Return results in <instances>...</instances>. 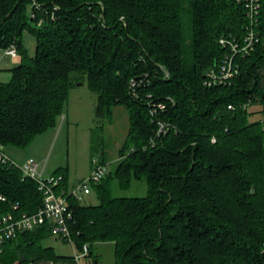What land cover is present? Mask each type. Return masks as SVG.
I'll use <instances>...</instances> for the list:
<instances>
[{
    "label": "trees",
    "instance_id": "1",
    "mask_svg": "<svg viewBox=\"0 0 264 264\" xmlns=\"http://www.w3.org/2000/svg\"><path fill=\"white\" fill-rule=\"evenodd\" d=\"M247 21L238 0H0V49L16 45L21 56L0 82V144L25 148L55 127L85 79L98 117L128 112L118 162L93 182L97 204L70 194L65 169L54 172L88 257L111 241L115 264H264V0L261 41L236 57L239 74L204 84L226 54L219 38L242 36ZM159 122L169 130L157 137ZM143 180L145 196L114 194ZM0 195L5 209L19 203L30 213L43 201L34 179L1 162ZM47 235L20 232L0 261L69 259L41 244Z\"/></svg>",
    "mask_w": 264,
    "mask_h": 264
},
{
    "label": "rangeland",
    "instance_id": "2",
    "mask_svg": "<svg viewBox=\"0 0 264 264\" xmlns=\"http://www.w3.org/2000/svg\"><path fill=\"white\" fill-rule=\"evenodd\" d=\"M189 28V19H186ZM27 40H31L32 50L35 52V39L24 33ZM25 46L27 43L24 41ZM4 51L0 49V54ZM11 57V56H10ZM13 58V57H12ZM12 64L0 68V82H8L11 77ZM97 95L88 85L87 79L83 84L74 87L66 104L64 113L58 118V124L38 135L25 148L5 146V152L19 165L25 164L29 158L39 162L44 167L45 177L54 174L57 169H65L69 192L87 180L94 169V159H104L107 173L115 168L119 159V151L123 146L128 128V112L124 107L115 108L113 117H98L96 115ZM260 115H254L257 119ZM65 118V119H64ZM90 194L83 195V204H97L99 197L93 182H88ZM148 191L146 182L134 181L129 189L116 188L117 196H145ZM45 247H52L57 256L73 254L71 244L61 240L54 234L47 235L41 242ZM114 243L111 241L98 242L92 247L93 255L88 257L86 264H115Z\"/></svg>",
    "mask_w": 264,
    "mask_h": 264
},
{
    "label": "built area",
    "instance_id": "3",
    "mask_svg": "<svg viewBox=\"0 0 264 264\" xmlns=\"http://www.w3.org/2000/svg\"><path fill=\"white\" fill-rule=\"evenodd\" d=\"M245 7L247 24L242 36L228 34L219 38L221 46L226 48V54L220 63L210 68L206 75L204 84L207 86L232 83L239 74V64L236 57L248 56L261 41L259 26L261 14V0H238ZM32 17L35 14L32 13ZM6 55L13 58L19 57L16 45H11L3 49ZM164 109L163 104H156L154 107ZM155 108L153 112H156ZM264 122V118H263ZM169 130L168 124L159 122L156 136L166 134ZM215 141V139H213ZM0 162L13 166L21 170L24 177L34 179L38 184V189L43 195L41 206L35 212L23 211L19 203L12 204L10 209H5L4 204H8V199L0 195V253L5 250L6 243L18 236L20 232L37 230L47 227L49 234L58 236L61 240L71 244L73 254L69 259H35L16 261L13 264H86L89 256L90 246L84 244L82 248H77L71 235L69 221L73 218L72 210L69 208L67 192L61 190L62 175H51L45 177L44 167L41 168L38 161L29 158L23 166L17 163L5 152V145L0 144ZM94 169L89 178L75 187L70 194L79 201L83 195L90 194L88 182H99L107 174L106 164L99 159H94ZM0 264H3L0 261Z\"/></svg>",
    "mask_w": 264,
    "mask_h": 264
},
{
    "label": "crops",
    "instance_id": "4",
    "mask_svg": "<svg viewBox=\"0 0 264 264\" xmlns=\"http://www.w3.org/2000/svg\"><path fill=\"white\" fill-rule=\"evenodd\" d=\"M24 41L27 43V48L29 50V53L30 54H33L34 53V50H32L33 47H31V43L30 41L31 40H27L25 39L24 37ZM4 51V50H3ZM21 62V56L19 55L18 58H12L10 57L9 55H6L4 52L2 54H0V68L4 67V66H8L9 65H13V66H16L17 64H19ZM12 67V66H10ZM13 68V67H12ZM11 68V69H12ZM65 119V118H64Z\"/></svg>",
    "mask_w": 264,
    "mask_h": 264
},
{
    "label": "water",
    "instance_id": "5",
    "mask_svg": "<svg viewBox=\"0 0 264 264\" xmlns=\"http://www.w3.org/2000/svg\"><path fill=\"white\" fill-rule=\"evenodd\" d=\"M20 44V43H19ZM95 264H97V261L95 262Z\"/></svg>",
    "mask_w": 264,
    "mask_h": 264
}]
</instances>
